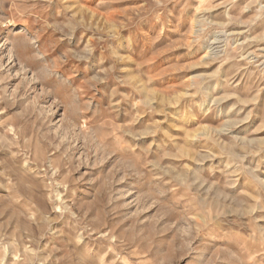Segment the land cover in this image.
Segmentation results:
<instances>
[{
	"label": "rangeland",
	"instance_id": "1",
	"mask_svg": "<svg viewBox=\"0 0 264 264\" xmlns=\"http://www.w3.org/2000/svg\"><path fill=\"white\" fill-rule=\"evenodd\" d=\"M0 264H264V0H0Z\"/></svg>",
	"mask_w": 264,
	"mask_h": 264
}]
</instances>
